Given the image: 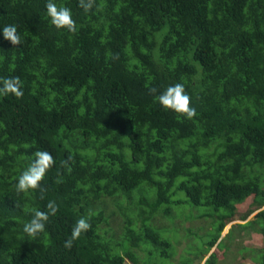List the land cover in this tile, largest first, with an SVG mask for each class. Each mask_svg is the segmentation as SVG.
Here are the masks:
<instances>
[{
  "label": "trees",
  "instance_id": "trees-1",
  "mask_svg": "<svg viewBox=\"0 0 264 264\" xmlns=\"http://www.w3.org/2000/svg\"><path fill=\"white\" fill-rule=\"evenodd\" d=\"M46 2L0 0V77L18 76L24 93L0 96V264H175L167 224L184 204L208 208L199 217L212 230H187L202 245L179 264L203 260L230 223L258 211L241 227L264 240V0H96L89 12L55 0L71 10L75 33L52 25ZM4 25L21 44L3 37ZM177 82L196 109L191 120L150 92ZM36 150L55 159L46 191L17 194ZM50 200L59 211L29 237L31 210ZM82 216L91 229L66 249ZM254 252L264 264V247Z\"/></svg>",
  "mask_w": 264,
  "mask_h": 264
},
{
  "label": "clouds",
  "instance_id": "clouds-1",
  "mask_svg": "<svg viewBox=\"0 0 264 264\" xmlns=\"http://www.w3.org/2000/svg\"><path fill=\"white\" fill-rule=\"evenodd\" d=\"M79 7L85 12H89L96 5V0H78ZM46 12L51 20L52 25L57 29H66L70 33L77 31L76 21L73 19L71 10L64 5H57L55 0H47L45 4ZM3 37L10 41L12 45L21 44V36L17 31L15 25H4L2 27ZM118 59V54L114 57ZM23 83L18 76L14 77H0V96H7L9 94L15 96L17 99L22 98L24 93L22 91ZM150 92L154 95L155 100L161 107L171 110L179 115L191 120L196 115V109L192 107L191 97L187 94L183 83H175L167 86L163 91L157 94V89L152 88ZM32 162L28 167L22 171L16 182L15 190L17 194H27L34 192L37 189L43 194L46 189L41 187L46 174L55 165V159L47 150H36L33 153ZM71 161L68 157L62 166H67ZM70 170V169H69ZM61 180H57L60 183ZM43 199V195H41ZM47 211H41L33 208L32 218L23 225V232L29 237L35 238L38 234L45 231V225L50 216H55L59 211V206L54 200H50L46 205ZM91 229L89 218L80 217L74 224L70 238L65 241L64 247L71 249L74 241H77L83 233Z\"/></svg>",
  "mask_w": 264,
  "mask_h": 264
},
{
  "label": "rangeland",
  "instance_id": "rangeland-1",
  "mask_svg": "<svg viewBox=\"0 0 264 264\" xmlns=\"http://www.w3.org/2000/svg\"><path fill=\"white\" fill-rule=\"evenodd\" d=\"M261 177L264 180V169L261 170ZM251 203L252 200L249 199L246 203L239 206V211H247L250 208ZM115 209V207L111 206L109 211L111 212ZM174 211V220H172V222L170 221V224H167L170 226L167 227L169 232H166V234L167 236H170L176 248V253L174 254L173 259H171V263L179 264L183 259V256H189L186 252L189 245H202V240L199 236H204L207 231L212 230V225L210 219L199 217L204 213L210 212L206 207H194L192 205L184 204L176 207ZM258 212L253 213L246 221L238 219L230 223L223 231L218 244L208 255L204 256L203 260L197 259L194 264H205L206 260L213 253H216L218 256V264H257L253 260L255 255L254 250L264 247L263 236L259 230H257V227L243 228L241 225L254 220ZM113 220L112 226L118 231V235H120L118 225H123V219L121 216H117ZM155 220L157 221L156 224L159 226L166 225L164 224L166 223L165 220H162L161 218H156ZM175 227H178L179 229H176ZM188 229H193L192 232L198 233L199 236H193L187 231ZM222 240L223 242L221 244L220 242ZM139 256L142 259H148L149 257L147 251L139 252ZM153 263L154 261L152 259L151 264Z\"/></svg>",
  "mask_w": 264,
  "mask_h": 264
}]
</instances>
